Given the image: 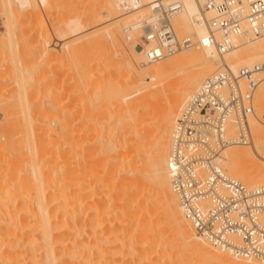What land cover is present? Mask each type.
I'll use <instances>...</instances> for the list:
<instances>
[{"label": "bare ground", "instance_id": "6f19581e", "mask_svg": "<svg viewBox=\"0 0 264 264\" xmlns=\"http://www.w3.org/2000/svg\"><path fill=\"white\" fill-rule=\"evenodd\" d=\"M37 1L43 7L50 3V0ZM121 1H95L93 3L96 4L85 7L86 10L79 8L83 11L78 10L77 14L72 11L79 7L80 1L69 0L71 11L65 23L66 30L61 35L64 38L55 37L61 41L58 48L56 42L50 43L51 36L46 32L39 41L37 39V46L33 43L37 48L33 47L31 51L37 49L41 59L36 57L44 60V56L46 59L56 56L52 50L56 47L60 53H68L66 57L73 58L75 51L82 46L80 40L82 43L91 40L100 43L109 39L115 50L113 57L120 59L118 69L124 71L126 82L135 83L148 75L158 78L155 83L160 88L146 94H141L140 90L136 92L140 94L139 98L131 101L127 99L135 95L133 93H108L114 97L112 100L115 102L109 100L108 103L113 112L108 106L111 113L107 110L106 114L110 118L108 115H105L107 119L102 118L107 107V88L101 76L103 72L98 71L99 60L90 58L93 60L87 61L84 58L81 60L83 63H78L81 65L78 67V81L82 83L83 91L100 100L94 104L93 111L97 114H93L94 117L89 109L86 117L85 111H81L84 114L78 113L86 118L84 125L79 119L83 125L81 134L86 140L81 143L80 137L71 133L69 125H59L60 131L50 126L31 125V138L26 143V150L21 148L20 155L16 152L18 155L12 156L10 152L8 156L6 153L9 151L0 154V264H264L258 260L234 257L196 235L183 216L172 190L168 166L173 128L187 100L206 78L223 67H229L237 74L241 68L253 71L257 64L263 65L264 36L247 38L231 35L229 40L233 47L221 53L215 43L221 41L223 35L218 31L212 35L207 23L212 12H203L198 0H174L178 6L171 21L177 35L198 39L211 37L213 45L195 48L197 50L187 48L180 54L177 52L165 59L149 62L141 48L140 31L133 34L130 53L126 50V41H121L122 36L120 39L125 24L122 19L131 17L133 22H139L149 18L152 4L159 0H139L138 9L128 14L120 12L118 6ZM31 2L4 0V6L11 11L12 4L17 3L25 9L32 5ZM196 19L201 22H196ZM40 22L42 28L47 29L48 22L42 16ZM88 28L92 30L87 31ZM64 40H68L70 45L63 43ZM36 53L32 54L38 55ZM135 62L139 63L137 65L142 71L135 68ZM25 68L28 67L21 70ZM186 69H191V72L179 77L175 93L164 111L145 110L148 115L138 113L139 107L144 110L148 104L158 102L162 94L169 93L173 83H163L166 76ZM22 71L18 73L19 77ZM253 75L261 83L253 103L255 111L250 117L252 140L225 148L217 161L236 180L257 182V186H261L264 185V122L261 118L264 117V66ZM68 120H72L71 117ZM107 120L112 121L115 128L105 136V128H100V125H111ZM137 125H159V131L147 140L141 137L142 130ZM145 127L150 130V127ZM125 128L128 134L114 141L115 131L121 132ZM234 132L236 130L232 128L230 134L235 136ZM54 143L59 145L55 147ZM119 146L123 148L127 161L124 156L114 154ZM142 148H147L146 153L150 154L148 158L157 174V186L148 185L136 175V158L141 156L139 151ZM133 183L136 186L134 193L131 192ZM153 196L162 201L161 209L149 205ZM174 238L178 241H173Z\"/></svg>", "mask_w": 264, "mask_h": 264}, {"label": "built area", "instance_id": "2783aa9c", "mask_svg": "<svg viewBox=\"0 0 264 264\" xmlns=\"http://www.w3.org/2000/svg\"><path fill=\"white\" fill-rule=\"evenodd\" d=\"M202 11H211L210 33L223 35L215 46L223 53L233 47L231 35L264 36V0H198ZM140 5L122 0L123 14ZM178 3L159 0L149 18L124 27L129 42L140 31L141 45L149 62L165 59L180 50L213 45L211 37H179L172 24ZM196 22H201L197 20ZM256 69L234 74L223 67L205 79L185 103L173 128L168 155L171 187L185 219L198 237L234 257L264 262V185L247 186L230 177L217 159L231 145L252 140L250 117L253 95L260 81ZM235 128L236 135L230 134Z\"/></svg>", "mask_w": 264, "mask_h": 264}, {"label": "rangeland", "instance_id": "374dc122", "mask_svg": "<svg viewBox=\"0 0 264 264\" xmlns=\"http://www.w3.org/2000/svg\"><path fill=\"white\" fill-rule=\"evenodd\" d=\"M31 1H32L31 2L32 5L30 7L28 6L29 8L26 7L25 9L24 8L21 9L17 3H13L12 4V10L10 11L8 6L7 7L4 6V4H5L4 0H0V150H1L0 154L2 152H3L2 154H5L6 152L9 151L8 153H6L8 156H10L9 155L10 152H11L12 156L15 155L16 152H19V155H20L21 148H22V151L26 150V148H27L26 143L31 138V131H30L31 125H43L45 128L46 127L49 128V126H50L51 128H54L56 131H60L59 125H69L71 133L80 137L79 139H80L81 143L84 140H86L81 134V130H82L83 125H84L83 120L86 121V118H85L87 116L86 110L89 109V110L93 111L94 110V104L98 103L100 100H98L97 97L93 98L92 95L86 94L83 91L82 83H80V81H78L79 76H80V74L78 73L80 71V69L78 67L81 66L79 64L83 63L81 60H84V58H86V60L89 59V61L93 60L90 58H94L95 60L98 59L99 60V67H98L99 70L98 71H100L101 74L103 72V74L101 76L104 79L103 80L104 83H106L107 89H105V90H106L107 96H105V97L108 101L103 96V98L107 102V107H106V112H103V113H105L104 115H102L103 117L100 115L102 118H106L107 115H108V118H110L109 117L110 115L106 114V113L110 112L108 110V106H109L108 103H109V100L111 101L114 97H110V95H108V93L111 94L112 91L113 92L119 91L118 94L124 93V92L125 93L126 92L127 93H133L135 95H133L131 98L127 99V101H131L134 99L137 100L139 98L140 94L138 95V93H136V92H138L140 90H141V92H140L141 94H146V93L153 92L156 89L160 88V86H158L155 83L158 81V78L157 77L150 78L148 75H144L142 80H140V81L137 80L135 83L126 82L128 80H126V81L124 80V78H126L124 76V71L121 68L118 69V67H119L118 62L120 59L118 57L117 58L113 57V55H114L113 51H115V50H114V47L112 46L111 42L109 41V39H107V40L104 39V41L101 40L100 41L101 44L99 42L93 43V42H91L92 40L89 41L88 43H87V41L86 42L83 41L84 43H87L84 46H83L84 43H82V40H80L81 45L85 49L83 50L82 46L80 45L81 47L79 49L81 51L76 50L74 53L75 54L74 57L69 58L67 56L68 57V59H67L66 55H68V53L65 55V54H63V52H61L62 53L61 54L60 51L57 50L58 44L61 41L59 42V40L55 39V37L56 38L61 37L64 29L66 30L65 23L67 22L66 20L68 19L69 13L71 11V9L69 8V0H56V1L50 0L48 7L44 6L45 8L41 5H39L37 0H31ZM79 1H80L79 7L77 6L78 9L76 7L72 11V12H75L77 14H79V11L81 10V8L86 10L85 7L90 8V5L92 7L93 4L98 3V1H100V0H95L96 3H93V2H95L94 0H79ZM83 4H84V6H83ZM80 5L82 7H80ZM6 8H8V9H6ZM79 8H80V10H79ZM83 9H82V11H83ZM119 10H120V8H119ZM82 11H80V12H82ZM120 12H121V10H120ZM41 16H42V18H44L48 22L47 29H44L41 26V22H40ZM123 20L125 23V24H123L124 27L134 21V19H132L131 17L130 18L126 17V18L122 19V21ZM27 23H29V24H27ZM35 25H37L38 27ZM91 30H92L91 28L87 29V31H91ZM46 32L49 33L48 36H51V37H49L51 39L50 43L53 44L56 42L55 44L57 47V48L54 47V49H52L55 52L56 56H54V58H53V56L52 57L47 56L48 61L46 59V56H44L45 58L43 57L44 60L43 59L40 60L41 56L39 55L38 51H36L37 49H34V51L37 52L36 54H38V55L32 54V53H34V51L33 52L31 51L33 49L34 45L37 46V43L41 39V37L43 35L47 34ZM123 32L124 31H122L120 34V39L122 36L121 41L123 43H124V41H126L124 44H126V43L127 44L124 46H125L126 50L128 51V53H130V47H129L130 42L126 39V36H124L125 34ZM184 36H188V35H182L181 37H184ZM63 38L64 37L62 36L60 39H63ZM37 39H38V41H37ZM108 41H109V43H108ZM76 42L78 43V41H76ZM33 43H34V45H33ZM63 43L67 44L69 42H68V40H64ZM99 44L101 46H99ZM69 45H70V43H69ZM110 48H112V50ZM193 49H195V48H192V50ZM195 50H197V49H195ZM180 51H178L179 54L182 53V51H184V50H180ZM76 54H77V56H76ZM87 55H88V57H86ZM36 56L40 59H38ZM34 59H35V61H34ZM49 60H51V61H49ZM137 64H139V63L135 62V66H136L135 68L137 70H141L142 69V68L140 69L141 66L137 65ZM115 66H117V67L115 68ZM20 67H21V69H23L24 67H28V68L24 69L26 71H24V70L22 71L21 69H18ZM190 68H193V67L190 66ZM71 69H73V70H71ZM17 70H19V72H17ZM20 70L22 71L21 77L18 76V73L21 74ZM74 70H77V71H74ZM188 72H191V69L182 70L181 72L179 71V72H177V74H170V75H168L169 77L166 76L163 83H165V82L173 83L169 93L162 94L161 99L158 102H152V103H150V105L148 104L147 108H145L144 110L139 107L138 113L140 115L141 114L143 115V113L146 112L145 110H148V112L153 111V112H157V113H161L162 111H164V109L169 105V101H170L172 95L175 93L176 86H177L176 84H178V82H179L178 80H180L179 77L182 78ZM152 83H153V85H151ZM61 87H62V89H61ZM258 87H260V86H258ZM258 87L254 91V95H253V103L254 104L256 102L255 96H256V93L259 89ZM24 91L27 92V93L25 92L26 95H25ZM68 94L69 95L71 94L70 97ZM55 95H56V98H55ZM59 95H60V97H59ZM71 97H73V98H71ZM103 98H101V99H103ZM127 101H123V102L125 103ZM113 102H115V101H113ZM49 103H50V105H49ZM110 103H112V102H110ZM65 104H67V105H65ZM41 105H42V107H41ZM113 105H115V104L113 103ZM48 106H49V108H47ZM88 106H90V107H88ZM56 107L58 110L56 109ZM77 107H78V109H77ZM82 107H83V109H82ZM91 108H93V109H91ZM109 108H110V110L112 109L110 106H109ZM139 109H142V110H139ZM82 110L85 111L84 113H86V114H84L83 112L82 113L84 114V116L85 115L86 116L84 117L83 115H80L83 117L78 118V117H80L79 114L81 113ZM107 110H108V112H107ZM41 111H43V112H41ZM111 111L113 112V109ZM254 111H255V109H254ZM46 112H48V113H46ZM94 112L95 111L92 112V115L96 114ZM98 113H101V112H98ZM145 114H144V116L148 115V114H146V115ZM58 115H60V116H58ZM61 115H62V117H61ZM96 115H95V118H96ZM105 115H106V117H105ZM68 116H69V118H68ZM70 117L72 120H68V119H70ZM93 117H94V115H93ZM63 118H65V119L68 118V119L65 120ZM98 118H100V117H98ZM261 118H262V121L264 122V117H261ZM79 119H82L83 125H80L82 122ZM110 120H112V119H110ZM110 120L109 121L107 120L109 122V124L112 123V121H110ZM70 122H71V125H70ZM113 122L115 123L114 120H113ZM53 125H54V127H53ZM114 126L115 125H113V124H111V125H100V128H105L104 135L106 136V134H108L111 129L115 128ZM145 126L150 127V130H147V128ZM137 127L140 130H142V133H140L141 137L144 139H147V140L152 139L153 136L159 131V125H137ZM234 133H236V132H234ZM28 134H30V135H28ZM124 134H128L126 128L122 129L121 132L115 131V135L113 137V140L118 141L119 139H122ZM127 139H128V137H127ZM149 143L150 142H147V144H149ZM1 144L5 145L6 148L4 149L5 146L3 147ZM20 145L22 147H20ZM58 145L59 144H57V145L55 144V147ZM239 145H241V144H239ZM146 151H148L147 148L146 149L142 148L141 151H139L141 156H138L136 158V165H135L136 175L139 178H141V180L144 181L145 183H147L148 185L157 186V183H158L157 174H156V171H155L152 163L149 162L148 157L150 156V154H147ZM114 154L117 155L118 157L124 156L125 157L124 159L127 161L124 150L120 146L116 149V152ZM16 155H18V153ZM224 170L226 171V173L230 177L235 178L234 176L229 174V172L226 169H224ZM235 179H237V178H235ZM238 181L242 182L243 184H245L247 186H257L258 185L257 182L252 184V183H246L245 181H241V180H238ZM131 192H133V193L136 192V186L134 183L131 186ZM149 202L151 203L149 205H153L152 208L154 207L155 209H157V208L161 209V207H163L162 201L157 196H153ZM152 208H150V209H152ZM143 209H144V207H143ZM172 240L178 241V239H175V238Z\"/></svg>", "mask_w": 264, "mask_h": 264}]
</instances>
